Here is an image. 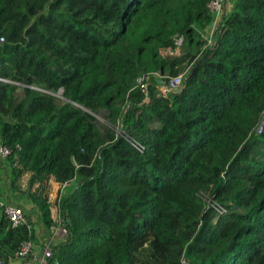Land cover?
I'll return each mask as SVG.
<instances>
[{
	"label": "trees",
	"instance_id": "trees-1",
	"mask_svg": "<svg viewBox=\"0 0 264 264\" xmlns=\"http://www.w3.org/2000/svg\"><path fill=\"white\" fill-rule=\"evenodd\" d=\"M212 1L0 0L12 193L53 234L48 190L69 185L50 264H264V0H231L209 43ZM179 36L182 56L163 58ZM184 66L179 94L137 87ZM39 232L0 205V260L47 246Z\"/></svg>",
	"mask_w": 264,
	"mask_h": 264
},
{
	"label": "built area",
	"instance_id": "built-area-1",
	"mask_svg": "<svg viewBox=\"0 0 264 264\" xmlns=\"http://www.w3.org/2000/svg\"><path fill=\"white\" fill-rule=\"evenodd\" d=\"M228 0H213L209 6L208 9L210 13L215 17V24H218L220 17L224 14L225 8L227 6ZM214 33V30L212 31V35ZM212 35L209 37H206L209 40V43H212ZM184 42L185 38L184 36L175 37L173 40V46L168 48H162L160 50V54L163 58L167 59H173L182 56L183 54V48H184ZM5 43V39L2 37L0 38V45H3ZM188 71L182 72L177 77H171L169 80H166V77H163L159 73H152L147 78H142L138 82V86L140 90L143 92H148V86L146 84V80H149L151 77L156 79L158 82L159 80L163 81L162 88L160 91V95H168L171 94L176 89H181L184 84V80L187 76ZM148 101V97L147 100ZM264 132V116L262 117L258 128L255 131V136H260ZM118 134L124 136V138L139 152H144V146L139 143L138 141H135L131 139L128 135H126L123 131H119ZM11 155V151L0 144V159L7 160L8 157ZM27 176L24 180V188L27 187L28 182ZM58 185L57 195L52 199L51 192H49V197L52 203V213L54 215V218L56 222H58V227L56 229V235L60 236L62 235L63 230H65L66 234L67 231L65 229V225L63 224V218H62V210H61V199L62 196L66 190V188L69 186L68 183L64 185ZM4 207V213L7 217V219L12 223V226L14 228H17L18 226L22 224H26L27 222V215L25 210L16 205H2ZM217 208V207H215ZM218 211L223 214L226 211L222 207H218ZM68 237V235H67ZM53 245H47L44 248L37 246L32 241H26L23 242L20 246V250L18 252V259L15 263H23V264H50L51 259L53 258ZM0 264H5L4 261L0 260ZM184 264H188L184 262Z\"/></svg>",
	"mask_w": 264,
	"mask_h": 264
},
{
	"label": "crops",
	"instance_id": "crops-1",
	"mask_svg": "<svg viewBox=\"0 0 264 264\" xmlns=\"http://www.w3.org/2000/svg\"><path fill=\"white\" fill-rule=\"evenodd\" d=\"M221 17L219 21L221 20ZM6 161L7 160L0 159V205H18L22 207L26 212L27 218H30L32 222L37 225V229L40 230V232L38 233V239L43 243L49 245L59 244L64 239H60V236L56 235V232L51 234L49 231L46 230V228L41 223L38 210L33 204V202H31V199L27 196L18 197L12 193L11 185L9 182V172L7 168L8 163ZM57 190L58 185L56 184V182H51L48 190V195L49 192H51L52 199H54V197L58 193ZM16 264L23 263L18 262Z\"/></svg>",
	"mask_w": 264,
	"mask_h": 264
},
{
	"label": "rangeland",
	"instance_id": "rangeland-1",
	"mask_svg": "<svg viewBox=\"0 0 264 264\" xmlns=\"http://www.w3.org/2000/svg\"><path fill=\"white\" fill-rule=\"evenodd\" d=\"M231 4H232L231 0H228V2H227V9L229 8V6L231 7ZM217 26H218V24H214L213 28L212 29H209L207 31V36L206 37H209L210 35H212L211 34L212 31L215 30V28H217ZM187 65H188V63H187ZM186 69H187L186 66H184V68L182 69L183 70L182 72H185ZM21 92H22L21 89H19L18 90V93L21 94ZM56 96L58 97V99L63 100V92L62 91L59 92ZM98 120L101 123H104V119H102L101 117H98ZM66 238H67V234H66L65 230H63L60 239H64L65 240ZM10 264H16V263L15 262H11Z\"/></svg>",
	"mask_w": 264,
	"mask_h": 264
},
{
	"label": "water",
	"instance_id": "water-1",
	"mask_svg": "<svg viewBox=\"0 0 264 264\" xmlns=\"http://www.w3.org/2000/svg\"><path fill=\"white\" fill-rule=\"evenodd\" d=\"M159 83L162 85L163 84V81L162 80H159ZM181 91V89H176L175 91H173L171 94L172 95H176V94H179ZM58 264V263H57Z\"/></svg>",
	"mask_w": 264,
	"mask_h": 264
}]
</instances>
